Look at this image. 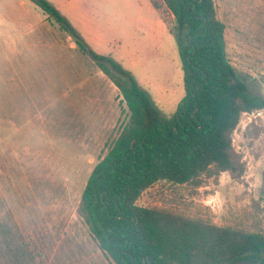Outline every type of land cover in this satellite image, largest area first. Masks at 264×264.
<instances>
[{
  "label": "rangeland",
  "instance_id": "374dc122",
  "mask_svg": "<svg viewBox=\"0 0 264 264\" xmlns=\"http://www.w3.org/2000/svg\"><path fill=\"white\" fill-rule=\"evenodd\" d=\"M228 58L264 98V0H214ZM0 8V264H115L78 214L96 164L129 121L119 90L74 36L30 0ZM100 55L124 56L161 119L185 95L178 45L149 0H55ZM27 14L25 21L23 16ZM152 96V95H151ZM254 123L260 133L246 135ZM247 171L202 184L159 182L139 204L220 227L264 232V111L234 135Z\"/></svg>",
  "mask_w": 264,
  "mask_h": 264
},
{
  "label": "trees",
  "instance_id": "16d2710c",
  "mask_svg": "<svg viewBox=\"0 0 264 264\" xmlns=\"http://www.w3.org/2000/svg\"><path fill=\"white\" fill-rule=\"evenodd\" d=\"M30 1L74 36L129 111L78 207L99 250L115 264H264V232L139 204L159 182L199 185L223 173L239 181L247 171L234 135L244 115L264 111V98L231 64L214 0H150L177 41L183 69L185 95L164 120L151 94L120 62L91 49L49 0ZM259 133L254 123L246 131L253 138Z\"/></svg>",
  "mask_w": 264,
  "mask_h": 264
},
{
  "label": "crops",
  "instance_id": "0c3cea01",
  "mask_svg": "<svg viewBox=\"0 0 264 264\" xmlns=\"http://www.w3.org/2000/svg\"><path fill=\"white\" fill-rule=\"evenodd\" d=\"M51 3H53V4H55V0H49ZM150 1V0H149ZM151 3V2H150ZM10 3H9V0H0V8L3 10V11H6V12H10V5H9ZM152 5V4H151ZM55 6V5H54ZM152 7H153V5H152ZM57 8V7H56ZM154 8V7H153ZM58 9V8H57ZM154 10H155V8H154ZM156 12H157V10H155ZM158 14H159V12H157ZM22 16H23V18H24V20L26 21L27 19H28V17H27V14H23V15H21L19 18H18V20L20 21L21 19H22ZM159 16H160V14H159ZM160 18H161V16H160ZM161 20L163 21V19L161 18ZM164 22V21H163ZM164 24L166 25V28H167V31L169 32V29H168V27H167V24L164 22ZM170 33V32H169ZM173 36V35H172ZM87 43V42H86ZM95 51V50H94ZM96 52V51H95ZM115 60H117L118 62H120L122 65H123V67L125 68V69H127L128 71H130V72H132V70L131 69H128L127 68V65H126V59L124 58V56H122V55H120V56H117L116 58H114ZM133 73V72H132ZM105 76V75H104ZM138 82H139V84L143 87V82L141 81V80H138ZM150 94L152 95V98L154 99V101L156 102V104L158 105V107L160 108V106H162V107H165V104L162 102V99L160 98V96H157V94L154 92V93H152L151 91H150ZM182 100V99H181ZM180 100V101H181ZM178 105V104H177ZM177 107V106H176ZM161 109V108H160Z\"/></svg>",
  "mask_w": 264,
  "mask_h": 264
},
{
  "label": "water",
  "instance_id": "95a60500",
  "mask_svg": "<svg viewBox=\"0 0 264 264\" xmlns=\"http://www.w3.org/2000/svg\"><path fill=\"white\" fill-rule=\"evenodd\" d=\"M186 37V35L184 36V38Z\"/></svg>",
  "mask_w": 264,
  "mask_h": 264
}]
</instances>
